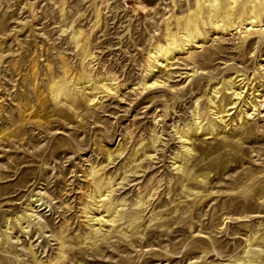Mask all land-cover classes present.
<instances>
[{"label":"rangeland","instance_id":"374dc122","mask_svg":"<svg viewBox=\"0 0 264 264\" xmlns=\"http://www.w3.org/2000/svg\"><path fill=\"white\" fill-rule=\"evenodd\" d=\"M235 1L0 0V264H264V2Z\"/></svg>","mask_w":264,"mask_h":264},{"label":"bare ground","instance_id":"6f19581e","mask_svg":"<svg viewBox=\"0 0 264 264\" xmlns=\"http://www.w3.org/2000/svg\"><path fill=\"white\" fill-rule=\"evenodd\" d=\"M203 3H205L206 5H207V8L210 10V11H212V8H213V6H215V5H218L220 2H221V0H201ZM241 2H242V4H244V1L243 0H240ZM261 1V3H263L264 2V0H260ZM228 2H230L232 5H233V8L235 9V5H236V1L235 0H228ZM245 5V4H244ZM252 8H251V10H252V12H255L256 11V9H257V6L255 7V5H250ZM230 11H232V10H229V12ZM191 12V11H190ZM228 12V13H229ZM262 12V11H261ZM198 13V12H197ZM250 14H251V12H250ZM197 16V15H196ZM198 17V16H197ZM177 21H178V19H177ZM212 21V20H211ZM213 22V21H212ZM232 22V21H231ZM215 25H216V23H215ZM169 38H171V37H169ZM174 39V38H173ZM171 41V40H170ZM173 43V44H172ZM170 45H169V48L170 49H172L173 48V46L175 47V42L173 41ZM164 49V48H163ZM161 50V49H160ZM160 52V51H159ZM162 52V51H161ZM165 52H167V51H165ZM165 54V53H164Z\"/></svg>","mask_w":264,"mask_h":264},{"label":"crops","instance_id":"0c3cea01","mask_svg":"<svg viewBox=\"0 0 264 264\" xmlns=\"http://www.w3.org/2000/svg\"><path fill=\"white\" fill-rule=\"evenodd\" d=\"M146 1V3H154V2H156L157 0H145Z\"/></svg>","mask_w":264,"mask_h":264}]
</instances>
